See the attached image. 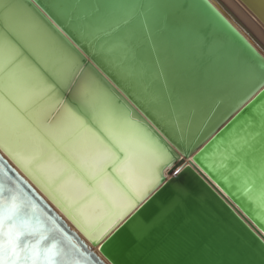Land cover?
Returning <instances> with one entry per match:
<instances>
[{
    "label": "water",
    "instance_id": "1",
    "mask_svg": "<svg viewBox=\"0 0 264 264\" xmlns=\"http://www.w3.org/2000/svg\"><path fill=\"white\" fill-rule=\"evenodd\" d=\"M229 1L264 34V18L256 2ZM53 2L23 0L39 13L40 40L25 36L21 41L0 28V43L10 41L20 49L12 70L27 85L16 90L15 101L0 91V139L24 154L43 153L45 159L57 155L68 145L58 117L64 106L73 107L77 87L92 82L126 111L133 122L128 135L141 129L152 144L168 152V162L157 167L150 146L138 149V157L149 167L137 165L153 181L134 207L97 238L86 236L77 221L69 218L72 207L63 218L52 206L62 211L66 204L54 193L55 180L45 183L31 161L29 171L42 183L37 185L0 146V187L5 199L16 196L24 205L21 219L39 227V233L24 238L23 245L31 248L41 236L46 237L39 247L43 250L55 243L60 253L57 264H246L245 248H255L257 241L264 243V208L248 198L234 163L226 157L232 150L230 140L242 135L254 116L259 119L258 111L264 110V50L228 19L218 3L185 0L186 14L194 24L189 47L195 67L178 72L162 40L157 41L159 64L152 62L157 53L149 50L145 54L150 74L162 73L160 81L167 78L173 99L180 96L177 119L170 103H153L99 43L81 37L75 21L59 15L55 8L44 7ZM53 50L65 55L68 63L54 60ZM42 80L58 103L53 105L51 93L34 102L27 98L29 88L39 92ZM13 104L19 118L8 111ZM104 176L123 191L110 173ZM43 185L61 203L56 205L43 196ZM124 193L134 200L131 191Z\"/></svg>",
    "mask_w": 264,
    "mask_h": 264
},
{
    "label": "snow or ice",
    "instance_id": "2",
    "mask_svg": "<svg viewBox=\"0 0 264 264\" xmlns=\"http://www.w3.org/2000/svg\"><path fill=\"white\" fill-rule=\"evenodd\" d=\"M44 7L55 8L59 15L75 21L81 37L99 43L124 75L150 95L153 103H170L171 112L179 119V94L173 99L167 78L160 81L162 73L150 74L145 54L149 50L157 53L152 62L159 64L157 41L162 40L178 72L195 67L190 62L189 47L195 35L194 24L186 14L185 0H54ZM39 19L36 9L23 0H0V28L18 40L23 41L25 36L40 40ZM20 55V49L10 41L0 43V91L14 101L16 90L27 87L12 70ZM50 55L57 62L68 63L67 57L57 50ZM41 83L39 92L29 88L27 98L34 102L51 93L53 105L58 103L47 83ZM8 111L19 118L15 104ZM257 115L259 119L254 116L242 135L230 140L232 150L226 159L234 163L248 198L264 208V110ZM58 121L68 145L48 159L45 167L54 173L57 183L67 179L84 188L83 199L92 191H100L96 182L106 172L124 192H130L131 184L121 178L126 172L135 171L141 146L151 147L157 167L168 162V152L152 144L141 129L137 128L134 136L128 135L127 128L133 122L127 119L126 111L92 82L77 87L73 107L64 106ZM35 159L43 160L45 156L40 153ZM23 207L16 196L5 199L0 187V264H57L60 253L55 243L43 250L39 247L46 237L41 236L31 248L23 245L24 238L39 233L38 226L21 219ZM244 254L248 257L246 264H264V243L257 241V246L245 248Z\"/></svg>",
    "mask_w": 264,
    "mask_h": 264
},
{
    "label": "bare ground",
    "instance_id": "3",
    "mask_svg": "<svg viewBox=\"0 0 264 264\" xmlns=\"http://www.w3.org/2000/svg\"><path fill=\"white\" fill-rule=\"evenodd\" d=\"M213 1L220 5L228 19L231 20L234 25L237 23L239 27L237 25L236 26L240 30H243L242 32L247 33L254 39L260 50H264V34L260 31L262 29L258 25L254 24L249 15L247 16L229 0ZM255 2L258 8L257 10L264 18V0H252L251 4H254ZM4 140L0 139V146L13 156V158L35 180L37 185L42 186V183L39 181L37 176L29 171L27 165L31 163V161L34 163L35 168L41 172L45 183H51L50 181L55 180L54 173L45 167L47 165V160L51 159L53 156H48L45 160L36 161L35 158L38 157V154H24L23 151L12 149L11 145L6 144ZM138 162L149 167L147 161L139 157ZM18 172L22 174L20 170H18ZM121 179L131 184V193L134 196V200L129 199L126 194L114 183H112L106 176H103L98 181V185L100 186L99 193L102 196L91 193L87 199H83L84 188L77 184L70 183L67 179H65L64 181L56 183L54 193L57 194L58 197L60 196V200L64 201L66 204H62V211L58 210L52 203L51 204L63 218H65L64 215L65 212L68 211L67 209L72 207V210L69 212V218H73L77 221L79 227L86 233V236H95L99 238L112 225H114L118 219L122 218L134 207L135 200L141 199L144 194L147 193V190L153 181V178L148 174V172L141 170L138 165H136L135 171L130 174L126 172ZM44 187L45 186L43 185V191L45 192L44 195L40 192L43 196L47 195L51 201L55 202L56 205L61 203V201L59 202L56 197ZM74 202H77V205L74 206ZM106 202L109 206H107ZM68 222L78 235L87 242V238L83 236L72 225V223H70V221Z\"/></svg>",
    "mask_w": 264,
    "mask_h": 264
},
{
    "label": "rangeland",
    "instance_id": "4",
    "mask_svg": "<svg viewBox=\"0 0 264 264\" xmlns=\"http://www.w3.org/2000/svg\"><path fill=\"white\" fill-rule=\"evenodd\" d=\"M235 23V22H234ZM238 27H239V25L237 24V23H235Z\"/></svg>",
    "mask_w": 264,
    "mask_h": 264
}]
</instances>
